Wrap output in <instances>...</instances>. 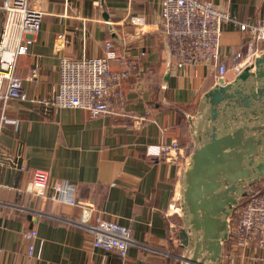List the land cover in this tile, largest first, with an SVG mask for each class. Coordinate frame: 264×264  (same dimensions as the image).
Listing matches in <instances>:
<instances>
[{"label":"crops","instance_id":"obj_1","mask_svg":"<svg viewBox=\"0 0 264 264\" xmlns=\"http://www.w3.org/2000/svg\"><path fill=\"white\" fill-rule=\"evenodd\" d=\"M210 1L238 22L264 20V0ZM30 3L43 15L27 53L16 62L27 99H0V114L16 120L0 123V264H180L187 236L179 209L181 176L206 108L204 94L219 81L216 66L172 59L159 25L160 0ZM3 14L0 7V19ZM131 15L143 16L144 23H130ZM108 40L134 63L113 113L92 117L85 109L53 110L33 101L56 92L62 57L101 56ZM219 51L228 68L222 84L234 83L247 61L251 65L264 55V41L249 47L247 33L228 22ZM234 52L241 55L236 61ZM35 62L38 73L31 79ZM172 139L179 151L147 154L148 145ZM34 169L72 185L77 203L26 191ZM97 218L130 229L133 242L124 257L92 244L84 225ZM31 228L36 236L29 241L22 232ZM237 243L229 233L220 261L206 264H264V248Z\"/></svg>","mask_w":264,"mask_h":264},{"label":"built area","instance_id":"obj_2","mask_svg":"<svg viewBox=\"0 0 264 264\" xmlns=\"http://www.w3.org/2000/svg\"><path fill=\"white\" fill-rule=\"evenodd\" d=\"M0 7L4 13L0 27V99L24 100L27 93L15 71L16 62L19 56L27 53L33 35L40 28L43 11L34 8L30 0H2ZM128 20L134 25L144 23L141 15H131ZM228 22L236 23L240 30L247 33L249 47L264 41L263 19L255 23L238 22L210 0H160L159 25L168 38L172 59L178 64L212 63L217 68V79L222 78L228 69L219 51L220 32ZM104 45L101 56L62 57L56 92L49 98H36L33 101L53 110L64 107L85 109L92 117L113 113L122 101V84L132 73L134 63L127 55L117 52L110 40ZM240 56V52H234V61ZM241 64L235 62L236 67ZM249 64L247 61L246 65ZM37 73L38 64L35 62L30 78L36 77ZM0 123L14 124L16 120L1 113ZM179 149L178 141L172 139L169 143L148 145L146 152L166 157ZM19 169H23V166L20 165ZM25 189L39 197L70 205L77 203L74 187L49 177L43 169L33 170ZM244 194L229 218L232 223L230 237L235 238L242 248L249 244L264 248V179ZM84 226L94 246L116 252L121 257L126 255L128 246L133 242L130 229L110 219L97 218ZM22 236L31 241L36 236V230H24ZM27 255H33L31 242ZM162 264L171 263L165 261Z\"/></svg>","mask_w":264,"mask_h":264},{"label":"water","instance_id":"obj_3","mask_svg":"<svg viewBox=\"0 0 264 264\" xmlns=\"http://www.w3.org/2000/svg\"><path fill=\"white\" fill-rule=\"evenodd\" d=\"M263 64L264 55L256 57L234 83L219 79L204 94L206 108L181 176L179 209L187 236L180 264L220 261L231 214L264 177Z\"/></svg>","mask_w":264,"mask_h":264},{"label":"rangeland","instance_id":"obj_4","mask_svg":"<svg viewBox=\"0 0 264 264\" xmlns=\"http://www.w3.org/2000/svg\"><path fill=\"white\" fill-rule=\"evenodd\" d=\"M262 179H264V177H263ZM262 179H261V180H262ZM261 180H260V181H261ZM253 185L256 186L255 184H253ZM253 185H252V186H253ZM254 186H253V187H254ZM175 206H176V205H175Z\"/></svg>","mask_w":264,"mask_h":264},{"label":"trees","instance_id":"obj_5","mask_svg":"<svg viewBox=\"0 0 264 264\" xmlns=\"http://www.w3.org/2000/svg\"><path fill=\"white\" fill-rule=\"evenodd\" d=\"M0 20H2V18H1ZM243 196H245V194H243ZM241 203H242V202H241Z\"/></svg>","mask_w":264,"mask_h":264}]
</instances>
